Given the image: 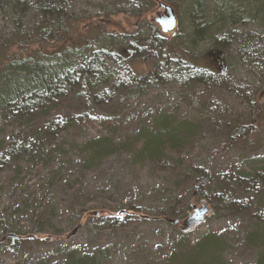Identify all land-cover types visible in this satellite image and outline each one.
Returning a JSON list of instances; mask_svg holds the SVG:
<instances>
[{"label":"rangeland","instance_id":"obj_1","mask_svg":"<svg viewBox=\"0 0 264 264\" xmlns=\"http://www.w3.org/2000/svg\"><path fill=\"white\" fill-rule=\"evenodd\" d=\"M158 2L174 10L170 33L155 23ZM198 3L208 23L200 39L190 17ZM58 14L108 16L112 32L82 30L87 46L39 57L43 67L97 58L105 68L46 110L42 101L0 105V236L19 237L0 245V264H164L179 245L208 234L223 240L212 252L215 264H257L264 248V0H0V61L6 41ZM140 25L147 47L131 49L130 39L112 34L133 35ZM171 39L203 56L200 69L188 55L181 65L166 61ZM25 75L19 65H0V95L19 89ZM60 117L70 125L60 128ZM167 122L183 134L177 153L144 152L148 133ZM251 123L248 139L232 140L236 127ZM202 205L209 212L201 222L187 220Z\"/></svg>","mask_w":264,"mask_h":264},{"label":"trees","instance_id":"obj_2","mask_svg":"<svg viewBox=\"0 0 264 264\" xmlns=\"http://www.w3.org/2000/svg\"><path fill=\"white\" fill-rule=\"evenodd\" d=\"M42 5L62 0H39ZM137 15V18H140ZM192 24L200 39L208 28V23L205 21L204 12L201 3L194 6L190 13ZM83 18V19H81ZM97 20V21H95ZM109 23L108 16L100 17L98 19L87 20L84 17L74 14L70 17L63 15L50 16L49 21L43 20L34 29H31L29 34H21L18 38H10L6 41L1 48H3V60L0 61V65L16 64L22 68H25V77L20 79L19 89H14L8 93L7 97L0 95V105L5 101L15 102L21 100L26 105H33V103H44L42 111L46 110L49 102L57 99H63L67 96L73 95L77 87L81 84L82 79L86 75H97L104 71L105 65L103 61L97 58L91 59L86 65L75 66L70 63L68 66L60 65L57 63L47 69L43 67V63L40 62L39 57L53 59L57 56H62L65 53H72L76 50H81L87 46L89 38L86 34L81 35V31L96 30L100 35H106L108 27L105 23ZM148 28L155 34L156 26L150 22L145 23ZM153 28H151L152 26ZM143 25L137 26L136 32L127 34L124 32L112 33L116 34L123 39H130L131 49L142 48L148 46L149 39L140 38V32L143 30ZM155 26V29H154ZM115 31V30H114ZM17 48L18 51H12ZM130 51V50H128ZM164 56L167 62L174 61L176 64L181 65L184 63L182 60L188 55L192 67L200 69L199 61L203 58H197L190 56L188 52L183 50L173 39L169 40L163 47ZM7 98V99H5ZM254 112L257 111V106L252 103ZM45 112V111H44ZM71 123V118L60 117L58 124L60 128L62 126H68ZM254 131V126L239 125L232 133V140L248 139ZM183 134L179 126L170 125L165 123L157 127L156 131L148 133L147 141L142 146V150L149 154H153L157 151L164 150L166 147L170 148L177 153L176 149L179 146V142ZM203 177L204 183L211 178V171L207 168L204 171ZM264 197V196H263ZM259 204V210L264 216V198H262ZM256 234V233H255ZM253 234L252 237L256 235ZM264 238V233H263ZM11 238L9 234H2L0 236V245L7 239ZM16 239H19L17 237ZM223 240L218 235L208 234L202 237L200 240L193 244L179 245L168 256L167 261L164 264H215L213 261L212 252L222 244ZM257 264H264V248L260 254Z\"/></svg>","mask_w":264,"mask_h":264},{"label":"water","instance_id":"obj_3","mask_svg":"<svg viewBox=\"0 0 264 264\" xmlns=\"http://www.w3.org/2000/svg\"><path fill=\"white\" fill-rule=\"evenodd\" d=\"M158 7L162 9V14L155 19V23L159 26L162 33L167 34L172 32L176 28L174 10L170 6L161 2H158ZM208 212L209 209L205 205H202L201 209L194 210L193 214L189 215L187 220H193L200 223ZM11 237L16 238L15 236Z\"/></svg>","mask_w":264,"mask_h":264}]
</instances>
